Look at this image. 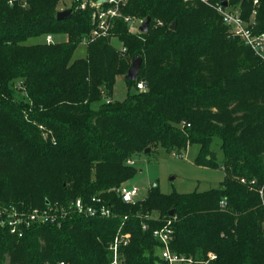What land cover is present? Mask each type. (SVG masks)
<instances>
[{"label": "trees", "instance_id": "trees-1", "mask_svg": "<svg viewBox=\"0 0 264 264\" xmlns=\"http://www.w3.org/2000/svg\"><path fill=\"white\" fill-rule=\"evenodd\" d=\"M24 1L0 0V207L102 194L115 215L72 214L61 224L32 223L22 235L0 225V264H109L121 233L130 234L119 249L123 264H156L162 243L153 231L168 219L179 253L264 264V62L201 1L127 0L109 33L93 40V8H78L81 0L65 19L57 18L61 0ZM128 15L151 16L149 30L131 31ZM48 34L68 37L27 43ZM83 40L86 56L74 58ZM136 55L142 68L129 80ZM120 75L128 84L122 101L111 98ZM215 137L224 153L219 188L153 186L130 203L118 194L146 148L181 153L198 144L196 162L217 165Z\"/></svg>", "mask_w": 264, "mask_h": 264}, {"label": "built area", "instance_id": "built-area-1", "mask_svg": "<svg viewBox=\"0 0 264 264\" xmlns=\"http://www.w3.org/2000/svg\"><path fill=\"white\" fill-rule=\"evenodd\" d=\"M201 1L213 7L220 15L222 22L228 27L230 33L237 36L241 41L252 49L256 56L264 62V0H189ZM127 0H81L78 8H93L92 17L95 26L90 34L93 40L98 36L109 33L113 26L114 19L122 15V7ZM106 4V5H105ZM130 23V30L140 31V26L145 20L134 16H125ZM161 23V22H160ZM53 35H47V42H53ZM140 90L146 88V84L140 81L137 84ZM109 101V100H107ZM135 163V160H129ZM245 181V178H242ZM118 194L124 202H135L139 197L140 190L137 186H130L123 183L117 189ZM261 203L264 207V185L259 189ZM225 205V200L221 201ZM72 214L86 218L111 217L115 215L114 206L102 194H93L88 197L77 196L67 204H48L46 207H33L27 210H20L15 206L0 207V225L9 226L11 231L23 234V228L32 223H56L61 224L62 220ZM176 218V216H175ZM147 224H144V228ZM154 236L162 243L159 250V258L156 264H211L216 258L214 252H210L205 259H199L193 255L179 253L171 248L174 237L173 220L168 219L166 224L153 231ZM129 233L118 234L110 245L112 260L109 264H123L120 256V247L129 241ZM59 264H65L61 261Z\"/></svg>", "mask_w": 264, "mask_h": 264}, {"label": "rangeland", "instance_id": "rangeland-1", "mask_svg": "<svg viewBox=\"0 0 264 264\" xmlns=\"http://www.w3.org/2000/svg\"><path fill=\"white\" fill-rule=\"evenodd\" d=\"M74 0H61L56 5L57 11L72 8ZM28 0L23 5L28 4ZM138 32V31H135ZM66 34L53 35L54 42L67 40ZM113 37V36H112ZM113 41L120 46V42ZM47 41V35L32 37L27 43H37ZM86 40L78 46L74 58L86 56ZM133 58L130 59V64ZM128 93V84L124 76L117 77L112 99L122 101ZM211 148L217 154V165H203L196 162L199 154V145L192 144L184 152H168L160 147L151 153H143L137 159V173L126 183L127 185L137 186L140 190L138 197L144 198L148 195L154 183L160 191L164 193L180 192L190 193L194 191H207L213 188H219L225 177V172L221 166L224 159V153L221 149V139L215 137L211 141Z\"/></svg>", "mask_w": 264, "mask_h": 264}, {"label": "water", "instance_id": "water-1", "mask_svg": "<svg viewBox=\"0 0 264 264\" xmlns=\"http://www.w3.org/2000/svg\"><path fill=\"white\" fill-rule=\"evenodd\" d=\"M225 4H227V1L224 0L223 1ZM72 8H67V9H63V10H59L57 12V18L58 19H65L71 16L72 14ZM150 22H151V16H147L145 18V20L143 21V23L140 26V31L142 32H146L149 30V26H150ZM176 24H177V20H174L171 24V28H176ZM142 63H143V58L141 55H136L133 60L132 63L130 65V67L128 68L125 77L129 80H137L139 73L141 71L142 68ZM149 151V148H146V152ZM157 183H154L153 186H155ZM175 210L172 209L170 210L169 214L172 215L174 214Z\"/></svg>", "mask_w": 264, "mask_h": 264}]
</instances>
